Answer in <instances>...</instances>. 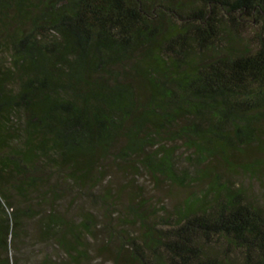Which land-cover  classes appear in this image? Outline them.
<instances>
[{"label": "trees", "instance_id": "1", "mask_svg": "<svg viewBox=\"0 0 264 264\" xmlns=\"http://www.w3.org/2000/svg\"><path fill=\"white\" fill-rule=\"evenodd\" d=\"M3 49L0 264L24 238L85 264L101 232L111 264H264V0H0ZM111 170L129 177L104 187ZM142 173L206 184L159 220L130 198L119 230L108 208Z\"/></svg>", "mask_w": 264, "mask_h": 264}, {"label": "rangeland", "instance_id": "2", "mask_svg": "<svg viewBox=\"0 0 264 264\" xmlns=\"http://www.w3.org/2000/svg\"><path fill=\"white\" fill-rule=\"evenodd\" d=\"M258 28V24L251 23L247 24L246 27L244 26L241 31L243 32V35L245 37L253 36L255 30H257ZM7 53L8 52L4 51V49L3 52H0V60H3L5 64L7 62ZM176 147L177 149L175 153L177 154V165H179V168L185 167V165L188 164L186 157L189 152L183 147L179 146V144H177ZM111 171H108L106 177L104 178V187L108 184H113L115 187H117L118 185L121 186L124 184L125 179L127 180L129 177L128 175V177L124 178L123 175L121 176V172L116 171V173L112 171V173ZM262 177H264V172ZM231 178L234 179V183H236L237 185H242L243 187L247 188L254 201H256L257 203L262 202V186L260 185V182L256 179V177H251L247 173H239L232 176ZM134 179L136 182L131 186H127L126 188H124V191L122 192V194H120V199L118 198V202H115V206L108 208V210L113 211L111 216H113L114 220H111V224L112 226H116L119 230L128 229L129 227L125 226L123 223L121 224L117 222L115 218L118 217V215L121 213V211L123 210V206H127V203L129 202L130 198H132L131 201L133 202H142L143 208H147L148 211H150V216L148 215L149 220H159L162 217L166 218V216H169L172 212V208L174 207V205H176L182 199L186 198L191 193L198 191L206 184L204 180L202 182L191 181L185 186H181L178 183H172L165 179L161 182H158L146 173L137 174V177H134ZM96 191L98 192V189H96ZM65 197H71V195L66 194ZM66 201L67 199L65 198L63 199V201L60 200V204H66ZM80 205H82L80 207H84L87 211L93 213L98 224L97 228H100L102 226V223L108 221L104 218V215L107 212L101 203L97 204L92 203L88 200H83V202L81 201ZM75 207H77L76 204L75 206L73 204V207L70 211H75ZM166 210L171 212L169 213ZM102 234L105 235L104 232L98 234L99 236L97 237L96 242L88 241L89 243H91L89 251L90 260L85 264H111L112 257H110L107 253H104L102 255L98 253L99 251L97 248V244L102 242V238L104 237V235ZM11 253L9 254L13 256V252ZM46 254L56 256L57 253L54 251L53 248L47 247L46 244L38 241L34 243L27 238H24V242L22 243L17 252L20 264H39L41 259H43ZM58 256H63V254L60 253L58 254ZM121 264L126 263L125 261H121Z\"/></svg>", "mask_w": 264, "mask_h": 264}]
</instances>
